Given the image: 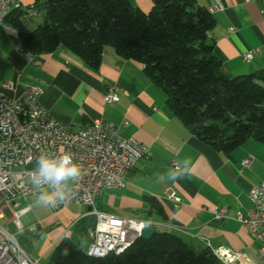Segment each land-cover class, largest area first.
<instances>
[{"label": "crops", "instance_id": "0c3cea01", "mask_svg": "<svg viewBox=\"0 0 264 264\" xmlns=\"http://www.w3.org/2000/svg\"><path fill=\"white\" fill-rule=\"evenodd\" d=\"M37 1L22 0L15 8L33 17L29 28L42 22L41 15L30 10ZM129 1L146 13L152 9V0ZM196 1L210 10L215 20L209 38L216 45L224 74H264V0ZM255 50L261 54L244 61L243 55ZM5 83L12 88L4 87ZM34 86L42 90L40 103L73 130L103 119L150 151V159L137 162L128 172L124 189L107 190L97 198L100 211L156 224V232L176 234L197 250L209 248L224 263L225 251L242 254L246 264L256 261L260 243L236 217L238 213L247 215L252 207L250 191L264 182V143L248 140L231 155L218 152L170 112L165 93L146 75L140 62L124 60L112 46L105 47L99 69H92L63 46L29 60L22 51L18 28L6 21L0 24V96L15 100ZM109 86L118 88L113 104L105 101ZM248 158H252L250 169L242 166ZM170 174L176 178L171 179ZM168 191L177 193L180 207L167 198ZM41 192L53 193L40 191L15 206L16 212H24L22 229L16 226L11 209H5L9 214L4 213L0 226L15 235L39 264H49L65 238L87 253L94 231L90 208L70 202L56 210L38 202ZM218 210H225L226 217L216 219Z\"/></svg>", "mask_w": 264, "mask_h": 264}, {"label": "trees", "instance_id": "16d2710c", "mask_svg": "<svg viewBox=\"0 0 264 264\" xmlns=\"http://www.w3.org/2000/svg\"><path fill=\"white\" fill-rule=\"evenodd\" d=\"M31 9L42 16L35 28L28 27V11L14 9L6 20L18 28L24 53L63 46L99 69L105 47L112 46L124 60L143 64L170 112L212 149L231 155L248 140L264 143V74H224L209 38L215 20L196 0H152L148 13L129 0H38ZM49 264L225 263L209 248L197 250L176 234L158 231L103 259L65 238Z\"/></svg>", "mask_w": 264, "mask_h": 264}, {"label": "built area", "instance_id": "2783aa9c", "mask_svg": "<svg viewBox=\"0 0 264 264\" xmlns=\"http://www.w3.org/2000/svg\"><path fill=\"white\" fill-rule=\"evenodd\" d=\"M21 2L0 0V24L6 22L7 9L18 8ZM215 9H220V6ZM260 54V50L248 52L243 59L250 62ZM27 58L32 60L33 56ZM3 86L12 88L10 83ZM117 89L116 86L108 87L105 97L107 104L115 102ZM41 94L42 90L34 86L15 100L0 96V219L4 218L5 209H11L16 226L22 229L20 218L24 212L14 210L18 201L40 191L55 190V186L49 183L39 187L33 183L41 154L52 158L68 155L79 166L81 174L77 179L70 180V185H61L64 198L58 199L54 208L60 210L70 202L90 208L89 214L94 218L93 239L87 251L90 257L103 259L109 255L123 254L141 238L146 226L156 227V224L102 212L97 208V198L107 190L124 189L128 172L137 162L150 159V151L136 139L122 136L115 123L103 119L83 130L72 129V134H63V127L70 126L56 120L40 103ZM72 136H81L83 145L73 144ZM251 165L252 158L242 163L247 169ZM173 166L176 170L180 168L177 162ZM166 196L177 207L181 206L176 192L168 191ZM249 198L252 207L247 215L238 213L236 219L260 243L256 261L250 264H264V182L250 191ZM215 217L218 220L225 218V210L215 212ZM224 256L227 264H246L240 253L225 251ZM0 264L39 262L20 246L15 235L0 226Z\"/></svg>", "mask_w": 264, "mask_h": 264}, {"label": "clouds", "instance_id": "9594fccd", "mask_svg": "<svg viewBox=\"0 0 264 264\" xmlns=\"http://www.w3.org/2000/svg\"><path fill=\"white\" fill-rule=\"evenodd\" d=\"M37 165L33 175V183L37 187L43 183L55 186L53 193L41 192L39 195L38 202L45 205L55 206L58 199L62 200L64 198V190L61 185H66L68 181L77 179L81 174L79 166L68 155L52 158L42 153ZM170 178L175 179L176 177L170 174Z\"/></svg>", "mask_w": 264, "mask_h": 264}, {"label": "bare ground", "instance_id": "6f19581e", "mask_svg": "<svg viewBox=\"0 0 264 264\" xmlns=\"http://www.w3.org/2000/svg\"><path fill=\"white\" fill-rule=\"evenodd\" d=\"M14 9L15 8L7 9L6 20ZM27 56H33V55L27 54ZM63 134H72V128L71 127H63ZM72 143L76 144V145H83V138L81 136H72Z\"/></svg>", "mask_w": 264, "mask_h": 264}, {"label": "water", "instance_id": "95a60500", "mask_svg": "<svg viewBox=\"0 0 264 264\" xmlns=\"http://www.w3.org/2000/svg\"><path fill=\"white\" fill-rule=\"evenodd\" d=\"M156 233V228L153 225L146 226L141 234V238L150 240Z\"/></svg>", "mask_w": 264, "mask_h": 264}, {"label": "rangeland", "instance_id": "374dc122", "mask_svg": "<svg viewBox=\"0 0 264 264\" xmlns=\"http://www.w3.org/2000/svg\"><path fill=\"white\" fill-rule=\"evenodd\" d=\"M41 18H42V16H41ZM41 21H42V20H41ZM4 213H5L6 215L9 214V213H8V210H5Z\"/></svg>", "mask_w": 264, "mask_h": 264}]
</instances>
